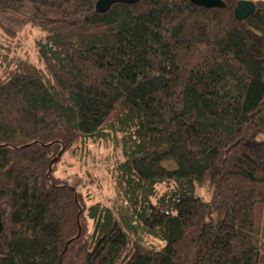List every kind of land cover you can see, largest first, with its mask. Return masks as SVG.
<instances>
[{
  "label": "trees",
  "instance_id": "1",
  "mask_svg": "<svg viewBox=\"0 0 264 264\" xmlns=\"http://www.w3.org/2000/svg\"><path fill=\"white\" fill-rule=\"evenodd\" d=\"M96 1L0 0L43 34L0 45V264H264V0ZM99 144L107 203L54 177Z\"/></svg>",
  "mask_w": 264,
  "mask_h": 264
},
{
  "label": "rangeland",
  "instance_id": "2",
  "mask_svg": "<svg viewBox=\"0 0 264 264\" xmlns=\"http://www.w3.org/2000/svg\"><path fill=\"white\" fill-rule=\"evenodd\" d=\"M0 26L17 32L14 38H8L0 28V45L7 46L9 56L17 57L28 63H36L35 40L42 37L39 29L31 25H21L7 13H0ZM77 156L65 155L59 163L54 177L66 179L70 185L78 186L87 197L94 201H103L113 196L111 170L120 158L118 151L107 145H87L85 150L77 151ZM56 166V165H55Z\"/></svg>",
  "mask_w": 264,
  "mask_h": 264
},
{
  "label": "water",
  "instance_id": "3",
  "mask_svg": "<svg viewBox=\"0 0 264 264\" xmlns=\"http://www.w3.org/2000/svg\"><path fill=\"white\" fill-rule=\"evenodd\" d=\"M141 0H97L95 3V10L97 13L107 12L111 6L115 4H134ZM196 6L203 8H220L223 7L221 0H190ZM255 11V4L249 0H239L234 8V16L241 21L253 14ZM2 222L0 214V232L2 231Z\"/></svg>",
  "mask_w": 264,
  "mask_h": 264
}]
</instances>
